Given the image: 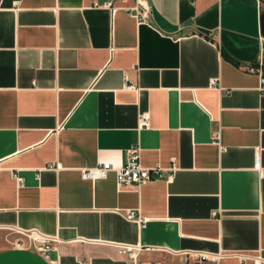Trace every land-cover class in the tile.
Masks as SVG:
<instances>
[{"label":"crops","instance_id":"0c3cea01","mask_svg":"<svg viewBox=\"0 0 264 264\" xmlns=\"http://www.w3.org/2000/svg\"><path fill=\"white\" fill-rule=\"evenodd\" d=\"M109 1L0 0V244L57 246L1 245L0 264H127L113 243L142 264H264V3L147 0L140 23ZM131 145L173 179L81 177Z\"/></svg>","mask_w":264,"mask_h":264},{"label":"built area","instance_id":"2783aa9c","mask_svg":"<svg viewBox=\"0 0 264 264\" xmlns=\"http://www.w3.org/2000/svg\"><path fill=\"white\" fill-rule=\"evenodd\" d=\"M115 1L120 0H110L107 6L111 8L112 13L116 10ZM127 10L135 17V19L140 23H148L151 16V5L147 0H134L133 5L127 7ZM247 70L256 72L259 71L261 75V67H246ZM262 83V82H261ZM262 86V85H261ZM148 124V113L146 111L140 113L139 125L147 126ZM127 158L126 162L119 167H115L110 162L97 163L93 167L85 168L81 171V177L83 179H89L95 181L97 179H102L107 176L111 171L115 173L116 183L119 188H125L132 185L141 184L143 182L153 180V179H165L170 182L173 179V171L165 174V169L155 166V167H145L139 161V148L136 145H131L126 150ZM254 166L259 171V174L263 175V169L259 165V157L255 155ZM124 216L130 221H135L139 224H143L144 220L142 217L136 214L135 211H125ZM30 239V247L36 252L41 253L43 256L47 257L48 251L51 249H57V246L52 244V240L46 236L30 233L27 235ZM18 246H23L21 242L16 243ZM118 249V253L125 255L127 257V264H142L138 261V251L141 248L139 245H131L127 243H113ZM193 257V261L190 264H219L221 259V254H214L204 251H193L190 253ZM145 264H160L158 262H149ZM254 264H262L259 258L254 260Z\"/></svg>","mask_w":264,"mask_h":264},{"label":"rangeland","instance_id":"374dc122","mask_svg":"<svg viewBox=\"0 0 264 264\" xmlns=\"http://www.w3.org/2000/svg\"><path fill=\"white\" fill-rule=\"evenodd\" d=\"M261 2L264 3V0H261ZM19 242H21L22 244H27L30 242V239L25 235L18 237L17 235L15 236V235L9 234L8 237L5 239L4 243H1L0 246L1 245H9V244H13V243L16 244Z\"/></svg>","mask_w":264,"mask_h":264}]
</instances>
